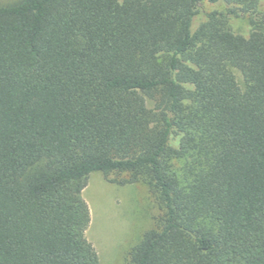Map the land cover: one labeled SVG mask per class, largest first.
<instances>
[{"label": "trees", "instance_id": "16d2710c", "mask_svg": "<svg viewBox=\"0 0 264 264\" xmlns=\"http://www.w3.org/2000/svg\"><path fill=\"white\" fill-rule=\"evenodd\" d=\"M202 1L0 4V264H99L93 172L160 210L125 264H264V0Z\"/></svg>", "mask_w": 264, "mask_h": 264}, {"label": "rangeland", "instance_id": "374dc122", "mask_svg": "<svg viewBox=\"0 0 264 264\" xmlns=\"http://www.w3.org/2000/svg\"><path fill=\"white\" fill-rule=\"evenodd\" d=\"M16 0H0L7 4ZM202 11L225 10L223 2L200 3ZM237 31L247 29L244 18H233ZM237 78H241L237 73ZM82 196L90 211V222L86 237L94 247L99 264H125L129 248L143 232L154 224V217L160 210L142 183L116 185L108 182L102 173H90Z\"/></svg>", "mask_w": 264, "mask_h": 264}]
</instances>
